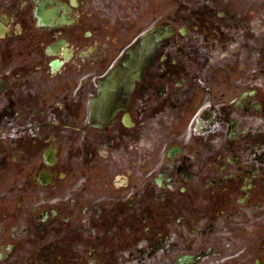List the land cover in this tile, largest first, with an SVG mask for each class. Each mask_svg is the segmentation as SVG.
Listing matches in <instances>:
<instances>
[{
	"label": "flooded vegetation",
	"instance_id": "1",
	"mask_svg": "<svg viewBox=\"0 0 264 264\" xmlns=\"http://www.w3.org/2000/svg\"><path fill=\"white\" fill-rule=\"evenodd\" d=\"M0 264H264V0H0Z\"/></svg>",
	"mask_w": 264,
	"mask_h": 264
},
{
	"label": "water",
	"instance_id": "2",
	"mask_svg": "<svg viewBox=\"0 0 264 264\" xmlns=\"http://www.w3.org/2000/svg\"><path fill=\"white\" fill-rule=\"evenodd\" d=\"M139 50L143 53V57H144V55L146 53V50H144L143 47H141ZM138 53L139 52L133 54L132 59H135ZM127 60L131 61V56H130V59L128 58ZM140 60H141V62L138 65H136V67H135V68H139L140 72L138 74H136L135 76H140L141 72L142 71L144 72L146 70V67H147V61L145 59H143V58H141ZM123 66L130 67L131 64H129L127 62H123ZM114 75L115 74L113 73L110 77L108 76V78L106 79V83H105L104 87L101 90V95H111V92L113 91V88L111 86H109V81L111 80V77L114 76ZM116 75L119 76L118 74H116ZM121 79L124 80V78H121Z\"/></svg>",
	"mask_w": 264,
	"mask_h": 264
}]
</instances>
